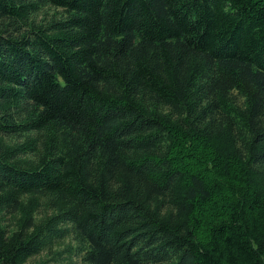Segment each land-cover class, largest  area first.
<instances>
[{
  "label": "trees",
  "instance_id": "1",
  "mask_svg": "<svg viewBox=\"0 0 264 264\" xmlns=\"http://www.w3.org/2000/svg\"><path fill=\"white\" fill-rule=\"evenodd\" d=\"M7 134L0 264H264V0H0Z\"/></svg>",
  "mask_w": 264,
  "mask_h": 264
},
{
  "label": "rangeland",
  "instance_id": "2",
  "mask_svg": "<svg viewBox=\"0 0 264 264\" xmlns=\"http://www.w3.org/2000/svg\"><path fill=\"white\" fill-rule=\"evenodd\" d=\"M60 15H65V13L60 9L44 6L40 7L38 11L33 15V17L35 19V24H45L51 18H56ZM7 29H10V27H7ZM235 97L238 103L242 101V99L238 95H235ZM31 136H33V134H7L3 137L0 136V138L3 139L0 142L1 149L6 146L14 147L15 143H23V141ZM36 145L39 146V142H37ZM32 156V151L21 154V157L32 158ZM25 200H30V196H23L22 201L25 202ZM12 209H14L13 206L8 207L7 210L5 208L2 214V225L8 231L16 228L17 219L20 216V210H18L17 208H15L14 210ZM50 213H52V211H49V208H45V203L39 204V206H37L32 212L33 220H35L36 222H40L46 215ZM82 245H84L82 241H80L78 236L70 230L69 233L64 235L62 238L55 239L50 247H44L38 253L29 256L25 264H33L38 261H42L43 264H87V262L81 255V252L85 248V245Z\"/></svg>",
  "mask_w": 264,
  "mask_h": 264
}]
</instances>
